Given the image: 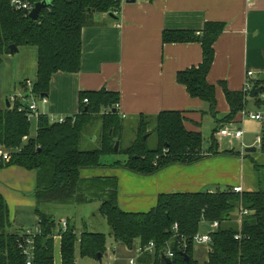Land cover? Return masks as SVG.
Masks as SVG:
<instances>
[{"label": "trees", "instance_id": "obj_1", "mask_svg": "<svg viewBox=\"0 0 264 264\" xmlns=\"http://www.w3.org/2000/svg\"><path fill=\"white\" fill-rule=\"evenodd\" d=\"M120 9L121 3L112 0H50V6L37 21H33L12 9L10 0H0V151L9 152L11 156L9 162L0 163V171L16 166L38 175L34 197L39 233L33 238V264H55L54 238L57 235L60 236L62 264H76L77 247L82 258L98 260L99 255H105L108 250L105 234L87 230L78 233L68 223L63 231L54 217L39 208L43 203L85 204L93 201L101 203L99 213L110 226L115 243L129 249L136 242L141 247L150 243L155 245L152 254L147 253L141 258L143 264H198L194 260V238L205 230V225L214 223H218V228L209 233L210 253L206 264H264V191L236 193L229 188L216 192L163 194L149 212L130 213L118 205L116 178H81L84 170L106 168L152 176L170 166H190L201 161L204 158L203 135L186 129L184 113L165 111L157 116L140 115L135 141L123 148L125 127L117 109L118 93L106 90L81 93L79 113L67 117L64 123H54L48 116L39 115L35 137L30 136L32 122L29 116L33 113L28 106L17 101L8 108L3 100L2 71L6 60L12 56L11 46H16L19 51L24 48L36 50L32 95L35 99L47 97L55 74L80 72L82 31L92 25L95 15L117 14ZM225 27L224 24L209 23L199 34L192 31L163 33L164 44H201L202 63L179 72L177 83L184 86L192 98L208 105V111L203 113L205 116L216 119L217 128L210 149L213 155L219 154L215 134L246 111L250 100L248 92H232L224 86L230 112L217 120L216 87L208 83V74L214 63V45ZM21 87L27 89L24 83ZM254 87L262 89L261 95L264 94L262 84ZM86 99L87 104L84 103ZM253 100L257 107H262L261 96ZM9 103L12 104L10 99ZM96 119L101 122L99 147L82 150L84 134ZM153 134L157 146L152 149L148 146V138ZM117 142L120 145L115 152ZM260 151L264 154V131ZM226 153L235 155L234 151ZM120 155L125 157L124 161L110 165L103 161L105 157ZM87 192H95L97 196L92 198ZM242 210L248 214L240 216ZM12 230L10 209L0 192V264H26L20 247L26 234ZM168 249L174 256L165 259L163 256Z\"/></svg>", "mask_w": 264, "mask_h": 264}, {"label": "crops", "instance_id": "obj_2", "mask_svg": "<svg viewBox=\"0 0 264 264\" xmlns=\"http://www.w3.org/2000/svg\"><path fill=\"white\" fill-rule=\"evenodd\" d=\"M209 23L226 26L214 45V63L208 74V83L216 87L217 120H221L230 112L224 86L232 92H244L247 84L252 89L259 83L264 87V0H136L133 4H121L117 14H96L92 25L82 31L80 72L72 75L55 74L47 96L48 103L37 99L42 105L40 108L37 101L39 115L45 114L50 119H66L79 113L81 93L106 90L120 95L117 109L124 120L140 115L157 116L165 111H179L184 113L188 131L200 132L204 138V129L209 128L211 134L202 149L204 158L193 165L170 166L152 176L137 175L121 168L81 172L83 180L116 178L118 205L125 212L147 213L156 207L158 197L163 194L216 192L229 188H241L242 192L264 191V154L255 155L261 152L256 140L262 137L264 124L248 119L243 112L238 114L232 123L223 125L215 134L219 154L213 155L210 149L217 128L216 119L211 115L205 116L203 113L208 111V105L192 98L186 88L177 83L179 72L202 63L201 44L163 42V33L166 31H192L199 34ZM25 50L18 63L14 62L16 53L6 60L3 67L2 97L3 100L10 99L11 106L17 101L27 106L32 101L28 97L29 87L23 89L21 84L27 81L31 83L30 77L36 73L37 53L35 49ZM249 73H253L251 79L248 78ZM259 96L263 100V107H257L249 94L245 113L264 114V97L261 93ZM248 120L262 125V129L258 128L256 132V140L243 128L248 125L246 122H250ZM223 130L243 131L244 134L241 139L226 137L221 135ZM229 138L233 140L231 143ZM235 145H239V149ZM248 148H256L257 151L246 153ZM231 151L235 155L226 153ZM18 182L22 189H28L31 199L17 200V204L33 205L38 223L34 197L38 175L35 171L16 166L0 171V192L8 203L11 221L15 223L8 192L11 188L20 189ZM91 203H43L39 208L56 219L53 206H74L77 209L73 216H60L58 225L62 229V223L66 222L77 230L78 213ZM86 222L80 219L82 227L88 229ZM37 223L35 228L26 227L17 231L22 234L28 230L35 231L38 229ZM85 228L77 231L81 233ZM54 240L55 264H62L61 255L60 260L56 256L60 236L57 235ZM198 246L196 250L194 247V260L198 264H206L210 245ZM201 246L209 247L206 260L203 259L205 249ZM138 247V242L132 249L118 243L113 249L117 256L115 259L111 258L107 250L104 256L108 260L105 263L92 259L91 264L97 261L101 264H130L131 260H135V264H142L140 260L143 256L137 255Z\"/></svg>", "mask_w": 264, "mask_h": 264}, {"label": "rangeland", "instance_id": "obj_3", "mask_svg": "<svg viewBox=\"0 0 264 264\" xmlns=\"http://www.w3.org/2000/svg\"><path fill=\"white\" fill-rule=\"evenodd\" d=\"M29 50H34V48H28ZM28 50V51H29ZM24 51L25 48L23 50H21V52L16 54V58L15 59V63H18L19 59L21 60V58L24 56ZM7 66V64H6ZM4 73V71H3ZM36 74V73H35ZM35 74L32 75L30 77V81L31 83H33L35 81ZM27 85V83H26ZM6 91V90H5ZM38 100H36L37 102ZM38 105H40L41 108V102L38 101ZM263 107V106H262ZM261 107V108H262ZM40 113L42 114V111L40 109ZM251 114H253L251 112ZM45 115V114H42ZM249 119V117H247ZM31 122H32V126H31V132H30V136L31 137H35L36 135V128H37V115H32L31 116ZM250 121V120H248ZM123 124L125 127L124 133H123V138H122V147L126 148L127 146H129L132 142L135 141L136 137H137V124H138V118L136 117H129L128 119L123 120ZM246 124L248 125H244L243 128L245 129L246 133L249 136L255 137L256 140V135L258 133V128L262 129V125L256 122H246ZM208 125H205V127ZM100 127H101V122L99 120H95L90 128L87 130V132L84 134L83 140H82V144H81V148L82 150H95L99 147L98 144V137H99V131H100ZM257 128V129H256ZM260 129V130H261ZM257 132V133H256ZM211 134V131H209V128L207 129V127L204 129V144H207L208 140H209V136ZM230 139V143L232 140V138ZM148 146L149 148H155L157 146V138L156 136L153 134L152 136H150L148 138ZM236 148L239 149V145H235ZM255 155H259L261 156V152L256 153ZM125 157L124 156H111V157H105L103 159L104 163L110 165L115 161H124ZM46 181V177H43V182ZM18 185L20 186V183L18 182ZM23 187L20 186V189L18 190H14L13 188H11L8 192V194L10 195V200H11V214L13 219L15 220V223L13 224V232H17V230H20L21 228H26V227H31V228H35V224L37 223L36 221V217L34 216V207L33 205H18L17 204V200L21 201L22 199L25 200H30L31 198L28 196V189H22ZM20 191V192H18ZM88 195H92V198H95L97 196V194L95 192H87ZM99 206L100 203L97 201H93L91 204L86 205L82 211L78 213L77 215V220H76V225H77V230L80 231L82 229H84L85 227H82V224L80 223V219H84L85 222L88 224V229L85 228V230L87 231H94V232H98V233H102L105 234L107 236V249H108V253L111 254V258L115 259L117 256L116 254L113 252V249L116 248L117 243L114 242V240L111 237V228L108 225V223L106 222V220L104 219V217L99 213ZM54 209V216L57 220V222L60 220V216H63L65 214H68L70 217L73 216V213L75 212V210L77 208H75L74 206L71 205H65V206H53L52 207ZM77 231V232H78ZM80 233V232H78ZM202 233H204L202 231ZM199 248L198 245H195V250L196 248ZM202 248L205 249V253H204V257L203 259L206 260L205 258L208 257V246H201ZM56 256H57V260H60V246L58 244V247L56 248ZM91 260L90 258H82L79 254V249L78 247L76 248V262L77 264H91ZM108 258H106L104 256V259L101 260V262L107 261ZM101 262H96V264H101ZM143 264V263H142ZM202 264V263H199Z\"/></svg>", "mask_w": 264, "mask_h": 264}, {"label": "built area", "instance_id": "obj_4", "mask_svg": "<svg viewBox=\"0 0 264 264\" xmlns=\"http://www.w3.org/2000/svg\"><path fill=\"white\" fill-rule=\"evenodd\" d=\"M43 1H45V0H10V6L15 11L22 12L26 16L30 17L31 12L35 9L36 5L38 3L43 2ZM112 1L124 4V3H128L129 1H132V0H112ZM252 76H253V73H249L248 74V78L249 79H251ZM26 83H27V86L29 87V94L28 95H30V97L32 98L31 103L28 104L27 106L29 108V111L33 113L32 115H37V118H38L39 114H38L37 102H36L37 99H35L34 96L32 95L33 83H30L28 81ZM244 91L248 92L250 94L251 91H252V86L250 84H247ZM263 97H264V94H263ZM38 100H40L44 104L48 103L47 97L39 98ZM84 103L87 104L88 100L86 99L84 101ZM32 115L29 116V119L31 118ZM243 115L245 117H249L250 119L262 122L264 124V114H251V113L243 112ZM65 120L66 119H64V118L51 119V121L54 122V123H64ZM30 121H31V119H30ZM243 134H244L243 131H236V132H230L228 130L221 131V135L222 136L235 137L237 139H241L243 137ZM256 146L258 148L262 147V137H258L257 138ZM10 160H11V156H10L9 152L0 151V163L9 162ZM234 191L236 193H241L242 189L241 188H234ZM247 214H248V211L242 210L240 216H244V215H247ZM210 226L212 227V229L214 231V229L218 228V223H214L213 225H210ZM66 228H67V223L63 222L62 223V230L66 231ZM174 229H177V226H175ZM38 233H39V229H36L35 231L28 230V231L25 232L26 237L24 238L23 244H21L20 247L22 248L23 254L26 257V264H33V259H34V240H33V238ZM210 242H211V237L209 236V232L206 229H205V233L204 234L199 233L194 238L195 245H209ZM154 248H155V245L153 243H150L146 247H141L140 246V247L137 248V255L140 257V256H143V255H145L147 253L152 254L154 252ZM173 256L174 255L171 252V250L168 249L166 257L167 258H172ZM130 264H135V260H131Z\"/></svg>", "mask_w": 264, "mask_h": 264}, {"label": "water", "instance_id": "obj_5", "mask_svg": "<svg viewBox=\"0 0 264 264\" xmlns=\"http://www.w3.org/2000/svg\"><path fill=\"white\" fill-rule=\"evenodd\" d=\"M128 3H136V0H132V1H129ZM50 6V0H45L41 3H38L35 7V9L31 12L30 14V19L33 20V21H37L41 15V13L47 9L48 7ZM10 50H11V54L12 56L15 55L16 53H19V49L16 47V46H11L10 47ZM262 89H257V88H253L251 93H250V97L251 98H255L257 97L260 93H261ZM6 102H7V107H11L10 103H9V99H6ZM147 139V136L145 137V140ZM119 142L116 143L115 145V152L118 151L119 149ZM257 149L256 148H248L246 149V153H256ZM204 228L209 232H213V229L210 225H205ZM46 244V240L44 241V245ZM165 259H168L166 256H163ZM185 259L187 261H189V257L184 255ZM98 260L101 261L102 260V255H99L98 256ZM169 261V260H168Z\"/></svg>", "mask_w": 264, "mask_h": 264}]
</instances>
